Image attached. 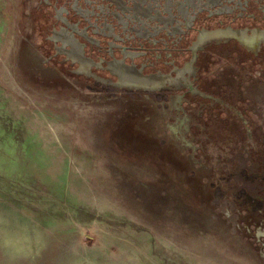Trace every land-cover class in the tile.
I'll use <instances>...</instances> for the list:
<instances>
[{"label": "water", "instance_id": "1", "mask_svg": "<svg viewBox=\"0 0 264 264\" xmlns=\"http://www.w3.org/2000/svg\"><path fill=\"white\" fill-rule=\"evenodd\" d=\"M32 5L0 0L2 150L141 234L264 264V58L220 52L178 114L166 92L71 72Z\"/></svg>", "mask_w": 264, "mask_h": 264}, {"label": "flooded vegetation", "instance_id": "2", "mask_svg": "<svg viewBox=\"0 0 264 264\" xmlns=\"http://www.w3.org/2000/svg\"><path fill=\"white\" fill-rule=\"evenodd\" d=\"M32 3L44 42L71 72L115 88L166 92L178 114L187 96L208 97L201 88L220 52L264 58V0Z\"/></svg>", "mask_w": 264, "mask_h": 264}, {"label": "rangeland", "instance_id": "3", "mask_svg": "<svg viewBox=\"0 0 264 264\" xmlns=\"http://www.w3.org/2000/svg\"><path fill=\"white\" fill-rule=\"evenodd\" d=\"M0 264H225L141 234L3 151Z\"/></svg>", "mask_w": 264, "mask_h": 264}]
</instances>
